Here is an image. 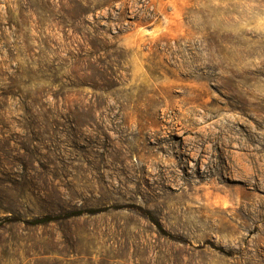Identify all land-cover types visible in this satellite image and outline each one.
Returning a JSON list of instances; mask_svg holds the SVG:
<instances>
[{
	"label": "rangeland",
	"instance_id": "obj_1",
	"mask_svg": "<svg viewBox=\"0 0 264 264\" xmlns=\"http://www.w3.org/2000/svg\"><path fill=\"white\" fill-rule=\"evenodd\" d=\"M0 264H264V0H0Z\"/></svg>",
	"mask_w": 264,
	"mask_h": 264
},
{
	"label": "trees",
	"instance_id": "obj_2",
	"mask_svg": "<svg viewBox=\"0 0 264 264\" xmlns=\"http://www.w3.org/2000/svg\"><path fill=\"white\" fill-rule=\"evenodd\" d=\"M76 8L70 13L72 16L75 17V19L81 20L85 19L87 17V13L82 9V6L80 3L74 2ZM99 211H91L90 213L88 212H80L77 213L76 215H68L67 218L70 217H75V216H82L85 214H98ZM57 219L52 218V217H43V218H37L32 221H26L24 222L25 224L33 227H39V226H46L48 224H51L55 222ZM155 225H157L159 228H161V225L158 222L153 221Z\"/></svg>",
	"mask_w": 264,
	"mask_h": 264
}]
</instances>
